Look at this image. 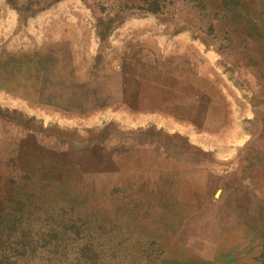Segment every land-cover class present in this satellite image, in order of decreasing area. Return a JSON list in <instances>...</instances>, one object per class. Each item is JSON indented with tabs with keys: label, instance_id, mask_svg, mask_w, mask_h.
<instances>
[{
	"label": "rangeland",
	"instance_id": "obj_1",
	"mask_svg": "<svg viewBox=\"0 0 264 264\" xmlns=\"http://www.w3.org/2000/svg\"><path fill=\"white\" fill-rule=\"evenodd\" d=\"M171 85L226 149L108 138L103 166L47 113ZM0 264H264V0H0Z\"/></svg>",
	"mask_w": 264,
	"mask_h": 264
},
{
	"label": "crops",
	"instance_id": "obj_2",
	"mask_svg": "<svg viewBox=\"0 0 264 264\" xmlns=\"http://www.w3.org/2000/svg\"><path fill=\"white\" fill-rule=\"evenodd\" d=\"M73 84V86L79 87L78 82L74 81ZM160 87L169 88V94H167L166 89L163 91L164 99L160 96L161 99L157 101L146 100L137 107L120 106L110 95L104 97H75L64 99L56 109H51V112L47 113L52 117H57L63 125L60 127L66 130L89 133V137L83 140L74 139L73 141L79 145L83 144L85 146L84 150L90 153L93 152L100 159L99 162L103 166L117 164L114 159L107 160V157L111 156L112 153L100 143V141L108 138L141 141L145 154L152 157L153 163L158 162L153 156L160 155L157 148L162 146L163 140H170L169 144L174 146L176 151L179 147L180 138L186 139L190 145L193 144L201 151L212 154L215 153L216 149L212 151L210 147L203 146V142L213 147L218 145L221 149H226L229 146L226 138L215 136L207 129H197L195 125H191L188 121L180 118L177 106V85ZM234 88L233 91L230 89L225 91L232 95L230 96L232 98L230 102L234 104V114L238 113L236 120H239L242 115L240 104L242 89L238 84H235ZM238 92H240V98L237 97ZM228 94L224 98H227ZM239 109H241L240 112ZM88 145L90 146L88 147ZM170 160L172 161L173 158ZM146 166L148 167L143 170H158L150 164H146Z\"/></svg>",
	"mask_w": 264,
	"mask_h": 264
}]
</instances>
